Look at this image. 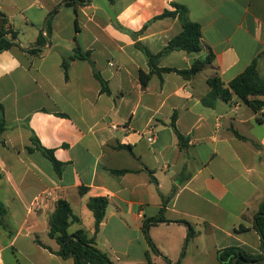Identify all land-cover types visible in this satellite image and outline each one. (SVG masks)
Segmentation results:
<instances>
[{
	"label": "crops",
	"instance_id": "crops-1",
	"mask_svg": "<svg viewBox=\"0 0 264 264\" xmlns=\"http://www.w3.org/2000/svg\"><path fill=\"white\" fill-rule=\"evenodd\" d=\"M175 4L200 25L202 49L151 65L147 53L161 54L183 30L178 17H162ZM0 13L16 35L0 52V264H75L37 240L60 250L49 236L59 200L80 220L69 231L93 237L94 197L109 200L96 247L113 264L260 253L264 108L203 98L210 78L228 84L252 64L264 80V0H0ZM210 54L198 74L177 72Z\"/></svg>",
	"mask_w": 264,
	"mask_h": 264
},
{
	"label": "trees",
	"instance_id": "trees-1",
	"mask_svg": "<svg viewBox=\"0 0 264 264\" xmlns=\"http://www.w3.org/2000/svg\"><path fill=\"white\" fill-rule=\"evenodd\" d=\"M174 6L176 8L175 11H166L162 17H178L182 23L183 30L170 41L169 45L161 54L154 56L147 53L151 65L154 60L174 50L198 53L202 49L200 25L189 20L186 7L178 4ZM15 39L16 35L13 32L6 31L5 28L0 31V52L15 46ZM36 52L38 51H32V53ZM76 53H79L78 49ZM86 57L84 56V58ZM213 60V55L210 54L206 61L195 63L190 71L177 72L186 77H190L191 75L198 74L206 65L212 64ZM166 71L170 72L175 70L165 69L164 72ZM149 78L150 76L143 75V84H146ZM208 82L210 92L203 98V103L206 106L214 107L219 98L231 103L233 97H237L255 112H259L264 108V100L259 99L260 97H264V80L258 74L255 64H252L228 84H225L219 76L210 78ZM173 125L175 127V118ZM5 127L6 124L2 114L0 115V134L3 133ZM178 136L181 149L184 150L188 146V139L181 134H178ZM37 147L52 161L54 167L60 173L61 164L55 159L53 152L43 149L38 142ZM82 190L84 191L85 189ZM108 205L109 200L105 197H94L88 201L87 206L95 219L94 236L89 237L84 230H78L75 233L69 231L71 225L80 220L74 216L68 201H57L56 209L49 220V236L58 243L60 250L54 251L50 247L42 244L39 240H37V243L62 258H73L75 264H113L110 258L96 247V237L106 217ZM6 215L7 209L0 202V220ZM156 220L162 222L166 219L160 214ZM254 226L261 238L260 253H252L237 247L225 248L219 251L217 255L221 264H264V203L258 209ZM149 242L152 244L150 239Z\"/></svg>",
	"mask_w": 264,
	"mask_h": 264
},
{
	"label": "water",
	"instance_id": "water-1",
	"mask_svg": "<svg viewBox=\"0 0 264 264\" xmlns=\"http://www.w3.org/2000/svg\"><path fill=\"white\" fill-rule=\"evenodd\" d=\"M4 17L3 15L0 13V31H2L4 29Z\"/></svg>",
	"mask_w": 264,
	"mask_h": 264
},
{
	"label": "built area",
	"instance_id": "built-area-1",
	"mask_svg": "<svg viewBox=\"0 0 264 264\" xmlns=\"http://www.w3.org/2000/svg\"><path fill=\"white\" fill-rule=\"evenodd\" d=\"M43 35H44V36H47L46 33H43ZM116 129H117V127H116V126H113V130H116ZM154 139H155V137H154V136H151V137L148 138V141H149V142H153Z\"/></svg>",
	"mask_w": 264,
	"mask_h": 264
}]
</instances>
